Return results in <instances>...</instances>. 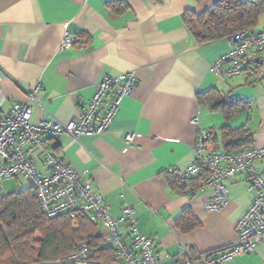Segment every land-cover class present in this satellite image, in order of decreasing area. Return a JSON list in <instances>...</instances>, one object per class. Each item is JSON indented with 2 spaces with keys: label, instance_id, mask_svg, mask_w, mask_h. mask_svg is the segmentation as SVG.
Segmentation results:
<instances>
[{
  "label": "crops",
  "instance_id": "obj_1",
  "mask_svg": "<svg viewBox=\"0 0 264 264\" xmlns=\"http://www.w3.org/2000/svg\"><path fill=\"white\" fill-rule=\"evenodd\" d=\"M220 1L0 0V113L9 114L40 86L44 109H34L32 123L68 124L80 119L105 75L134 73L135 88L107 133L63 135L54 151L86 173L113 219L125 205L134 210L139 232L154 241L164 264H176L184 246L195 254L235 244L236 223L254 198L241 173L229 182V205L208 213L195 181L181 190L168 176L169 169L193 163L199 127L215 133L210 152H224L225 127L246 129L252 147H264V86L253 87L243 75L216 76L212 66L229 52L227 39L200 45L185 23L186 12L202 14ZM263 25L264 13L254 32ZM66 36L77 41L62 51ZM207 94L238 99L245 108L227 119ZM256 165L264 173V160ZM185 210L197 222L190 231L177 225ZM120 228L126 235L125 225ZM229 264H264V244Z\"/></svg>",
  "mask_w": 264,
  "mask_h": 264
},
{
  "label": "built area",
  "instance_id": "obj_2",
  "mask_svg": "<svg viewBox=\"0 0 264 264\" xmlns=\"http://www.w3.org/2000/svg\"><path fill=\"white\" fill-rule=\"evenodd\" d=\"M76 41L75 37L66 36L61 50H69ZM227 42L229 52L214 63L212 72L222 78L243 75L250 79L253 87L264 86V25L258 32L250 29L234 34ZM135 85L134 73L105 75L92 99L85 104L80 119L68 124L55 119L32 123L34 109H44L38 96L40 86L27 92L25 99L14 104L9 114L0 113V193L7 196L10 192L6 185L24 179L35 188L42 213L48 219L67 214L73 219L88 217L99 224L104 230L106 246L114 251L116 264H164L154 253V241L139 232L134 210L125 205L122 217L113 219L110 206L86 180V173H79L57 157L52 146L63 135L78 140L107 133L120 112L123 99L131 95ZM192 123L198 125V119H193ZM214 139V131L198 128L193 163L184 170L168 171L173 185L183 190L201 179L198 192L204 195L203 207L206 212L215 213L223 211L230 203L229 182L238 174L246 173L254 198L236 223L238 241L235 244L195 254L184 246L176 264H229L264 244V173L256 165L264 160V147L210 152ZM133 140L132 133L126 136L127 143ZM121 224L127 229L126 235L121 232ZM89 253L90 246L84 242L66 260L53 264H97L89 258Z\"/></svg>",
  "mask_w": 264,
  "mask_h": 264
},
{
  "label": "trees",
  "instance_id": "obj_3",
  "mask_svg": "<svg viewBox=\"0 0 264 264\" xmlns=\"http://www.w3.org/2000/svg\"><path fill=\"white\" fill-rule=\"evenodd\" d=\"M263 13L264 0H221L205 13L186 12L184 19L197 43L206 45L254 29ZM207 95L211 104L216 101L213 110H221L227 119L245 108V104L238 99ZM222 142L224 152H234L251 148L252 135L246 129L225 127ZM52 146L55 149V143ZM200 180H195L197 188ZM177 225L190 231L197 226V222L185 210ZM84 242L90 246L89 258L93 262L116 263L114 251L106 246L100 225L91 222L88 217L73 219L66 214L48 219L42 213L37 192L31 184L7 196L0 193V264H53L66 260Z\"/></svg>",
  "mask_w": 264,
  "mask_h": 264
},
{
  "label": "rangeland",
  "instance_id": "obj_4",
  "mask_svg": "<svg viewBox=\"0 0 264 264\" xmlns=\"http://www.w3.org/2000/svg\"><path fill=\"white\" fill-rule=\"evenodd\" d=\"M28 186H30V183L24 179L13 180L6 185L8 191H10V192L19 191L23 188H27Z\"/></svg>",
  "mask_w": 264,
  "mask_h": 264
}]
</instances>
